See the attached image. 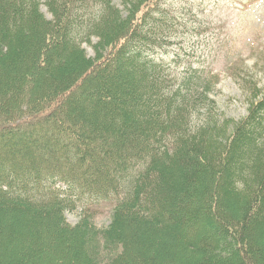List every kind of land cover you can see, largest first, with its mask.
<instances>
[{
    "label": "trees",
    "instance_id": "1",
    "mask_svg": "<svg viewBox=\"0 0 264 264\" xmlns=\"http://www.w3.org/2000/svg\"><path fill=\"white\" fill-rule=\"evenodd\" d=\"M121 3L0 0V264H264L263 89L202 118L206 14Z\"/></svg>",
    "mask_w": 264,
    "mask_h": 264
},
{
    "label": "rangeland",
    "instance_id": "2",
    "mask_svg": "<svg viewBox=\"0 0 264 264\" xmlns=\"http://www.w3.org/2000/svg\"><path fill=\"white\" fill-rule=\"evenodd\" d=\"M112 1L123 9L121 0ZM168 3V8L173 6L177 10L193 4L194 11L206 14L205 22L214 28L200 38L199 60L209 70L220 72L219 83L209 94L213 102L207 103L201 117L209 118L206 112L210 109L218 124L229 118L241 119L247 113L246 98L254 87L251 83L256 82L264 92V0H168ZM42 10L50 18L45 6ZM83 47L89 55H94L91 46L85 43ZM112 208L111 202L94 205L96 215L93 220L96 225L102 227L109 224ZM79 220L78 213L67 215V221L72 225ZM22 251L18 247L11 254L20 258ZM7 256L3 253L4 259ZM63 258L65 256L60 258L56 255L54 264L67 263L66 260L62 262ZM41 260L46 264L44 254Z\"/></svg>",
    "mask_w": 264,
    "mask_h": 264
}]
</instances>
